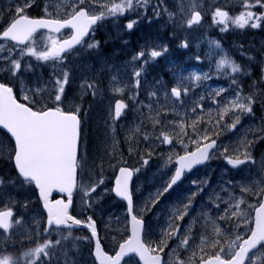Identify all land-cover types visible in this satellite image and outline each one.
Segmentation results:
<instances>
[{"label":"snow or ice","instance_id":"snow-or-ice-1","mask_svg":"<svg viewBox=\"0 0 264 264\" xmlns=\"http://www.w3.org/2000/svg\"><path fill=\"white\" fill-rule=\"evenodd\" d=\"M237 3L242 10L232 16L219 6L204 8L193 0L190 8L182 7L179 20L169 0H64L62 4L53 0H10L7 11L0 10V40L12 45L8 56L0 55V61L6 62L0 67V92L6 105L0 119V132H4L0 139V203L5 205L0 209V264H59L61 255L64 264H80L69 256L65 244L68 237L64 233L71 236L74 229L81 233L75 241L87 248L89 260L84 264H264V224L258 223V216H264V175L251 180L245 176L225 179L219 191L213 190L208 196L207 206H200L199 215L186 220L190 212H197L194 200L209 183L208 178L194 180L197 191L173 207L159 236L150 234L144 220L161 198L197 166L218 160L223 164L222 174L226 175L249 162L256 163L254 149L264 144V48L247 56L243 66L227 57L220 60L217 72L230 68L236 75L228 77L227 88L206 89L202 94L193 93L185 80H212L211 68L207 73L186 77L177 65L170 69L174 77L171 85L162 78L153 84L147 79L150 68L172 49L166 42L146 39L133 50L124 69L131 70V94L127 100L132 102L134 111L145 107L140 99L142 89L147 91V107L152 110L159 101V93L153 90L156 85L173 104L179 102L177 107L181 109L186 103L183 97L196 98L190 111L184 110L182 115L173 108L172 115L178 119H169L168 112L156 110L154 116L148 117L150 131L144 128L143 120L139 126L125 130L130 133L125 136L128 155L136 157L135 164L116 148V125L130 106L124 98L116 99L114 112L108 113L111 122L106 121L104 132L106 141H111L105 155L112 180L103 191H98L105 185L103 162L98 171L95 161L91 166L87 163L85 117L89 113L84 107L86 97H95L102 91L99 73L81 77L77 85L79 100L70 97L75 81L70 59L87 50L102 64L108 63L102 42L96 38L99 26H118L126 21L118 32L123 35L131 34L144 22L161 28L170 25L171 38L180 39L176 47L183 50L189 49L190 43L187 35L180 38L178 31L186 33L193 26H202L207 15L211 16L209 27H217L221 33L228 32L230 25L264 33V0ZM21 17L36 23L31 31L16 38L9 34V29ZM41 30L48 33L47 42L43 48H37L35 36ZM64 30H68L66 36ZM128 43L122 40V44ZM212 43L220 48L219 41ZM4 48L0 44V52ZM191 58L203 63L199 54ZM49 64L52 72L47 80L43 74L35 80L28 76L35 75V66ZM242 77L247 78L246 87H241L245 83ZM116 91L123 93L124 89ZM246 118L251 123H245ZM33 129L53 130L55 143L38 152ZM222 137L230 142L224 143ZM137 141H143L145 149H139ZM165 145L168 151L157 157V170L162 172L163 179L137 206L135 180L150 167L157 149ZM49 152H54V157ZM100 159L103 161L104 157ZM259 172L264 173V154ZM109 197L126 203L123 216L118 218L122 229H114L110 220L98 215L100 205ZM201 218L211 225L210 233L207 227L203 232L195 227ZM30 219H34L35 228L28 225ZM25 225L29 228L24 234L30 246L17 253L14 237Z\"/></svg>","mask_w":264,"mask_h":264},{"label":"rangeland","instance_id":"rangeland-1","mask_svg":"<svg viewBox=\"0 0 264 264\" xmlns=\"http://www.w3.org/2000/svg\"><path fill=\"white\" fill-rule=\"evenodd\" d=\"M217 1L218 0H196V2L204 8H209L212 5L217 6ZM53 2L61 4L64 1L53 0ZM192 2L193 0H169L171 8L177 13L178 20L180 18V15L183 14L182 7L190 8ZM218 2L221 3V7L226 11L231 6H234V4H238L237 0H219ZM3 5L5 6L4 8L2 7ZM8 5V0H0V10L6 12ZM229 14L233 16L237 15L238 13L231 12ZM205 17L207 19L203 21L202 26H193V28L188 29L186 33L183 31H178V36L180 38H183L185 35H187V39L190 43V47L187 50L177 49L176 45L180 42V39L171 38L170 25L168 28H161L155 23L148 24L147 22H144L131 34L125 32L123 33V35H118V32L120 30L119 28H122L123 26L122 22H126L121 21V24L118 26H114L111 23L100 26V33H102L106 37L104 41H107V43H104L102 45L104 49V58L108 60V63L106 65L102 64V60L100 58H97L95 55H91L89 51H87L86 54H84L82 51V53L84 54L82 57L81 54L78 55L81 60L79 61V63H77L78 66H76V69L81 70V72L79 75L76 70L77 74L75 75L73 92L70 93V97L75 96L77 101L79 100V97L77 95V85L81 82V77H93L96 76L97 73H99V79L102 80L101 93L95 97L88 96L89 99L87 101H84L85 110L88 113L91 112V114L85 117V120L88 123V127L86 128L87 163L91 166L93 164V161H95V167L98 171L99 165L103 162L105 171V185H102V188L98 189V191H103L105 187H109L112 180L111 170L108 168V157L105 155L106 143L104 142L105 138L103 135L105 132L106 121L109 123L111 122L110 120H108V113L110 110L114 112V104L116 99L124 98L125 102L129 103L130 105L126 110V114L119 122H117L116 125L121 136L120 140L118 133L116 148L118 151L127 150L122 151L124 158L126 157L128 160L136 161L135 156L129 157L128 155V143L125 142V136L130 133L126 132L125 130L133 129L136 126H139L141 124V121L143 120L144 128L150 131L151 128L148 117L154 116L156 114V110H160L161 112H168L169 119H178L176 116L172 115L173 108H176V111L180 112L182 115L184 110L190 111L192 101L196 98L193 95L183 97L182 99H184L186 103L184 104L183 109H181L177 107L179 102L173 104L172 100L166 98L163 91H160L159 85H156L155 89L153 90L159 93V101L153 104L152 110L150 111L147 107V91L143 89L141 90L140 99L144 101L145 107H143L142 111L140 112L133 110L131 106L132 102L127 100V95L131 94L128 87V85L131 84V70L124 69V62L130 59L133 50L137 49L139 45H142L146 39L166 42L172 49L168 56L155 63L150 68L147 74V79L153 84H155L156 80L162 78L165 83L171 85L174 82V77L173 72L170 71V69H174L177 65L180 66L181 73L186 77L191 73H195L196 75L207 73L211 68V74L213 75L212 80H204L199 82L195 80H185V85L188 86L193 93L198 94L204 93L206 89H215L217 87H221L219 84L221 78L228 79L229 76L236 75L234 73H231L230 68H221L219 72H217L216 65L219 63V61L224 59L225 57L229 59L231 54L227 51L222 50V47H224L225 43L220 36L221 32L219 31V29L214 26L209 27V25L211 24V16L207 15ZM229 30L231 31V33L236 32L239 34L244 31V29H238L234 25H230ZM225 34L226 33H224V36ZM255 34L264 33L255 30ZM122 40L129 41L128 46H125L123 49L121 48L123 47L121 42ZM212 41H219L220 48H217L215 44L212 43ZM259 46L260 48H264V37L260 39ZM202 47L205 48L206 54L202 57L203 63H197L195 59L191 58L193 57L194 53H190V50H196ZM178 55H181L182 57H177ZM183 59L184 61L186 60L188 62H192V68L190 70H186L185 67H183ZM231 60L243 66V63L237 62L235 58H231ZM29 75L30 74L28 73V76ZM45 76L46 74L43 73L44 78ZM117 88H123L124 92H117ZM155 99L156 98L154 97L153 100L155 101ZM257 110L259 111L258 105ZM245 123H251V121L246 118ZM259 123L260 120L258 116L255 119V124L258 125ZM142 134L143 133H141V135ZM229 142L230 141L228 139L224 141V143L226 144ZM108 144L110 145L111 143ZM136 146L141 150L145 149L146 147L143 141H137ZM158 149H161L163 152L168 151V147L166 145L161 146ZM255 150L256 149H254V152ZM107 151L111 153V148L107 147ZM156 154L157 156H159V151H157ZM261 156L257 158L255 164L246 166L239 171L233 170L226 175H221L222 169L218 170L217 168H207L208 170L202 173V169L195 172L172 193H166L164 197L161 198L160 202L156 204V206L152 208L150 212L147 213L151 216L150 220L147 222L150 234L153 237L159 236L161 228L166 227L167 221L170 218V213L174 210L173 207L179 203H182L186 198L190 196L191 193L197 191L195 187L197 185H194L192 183L194 180L200 181L204 178H208L209 181L212 182V184L209 186L207 194H203L204 198H202L201 192H199V194L196 196L193 207L197 209V212L195 214L194 212H190L189 217H186V220L189 219L191 215H199L200 206H207L208 196L212 193L213 190L219 191V185L222 184L225 179L232 178L235 180L240 179L241 176H245L248 177L249 180H251L258 176L264 175V173L259 172V162ZM101 157H104L103 161H101ZM131 163H133V161ZM150 169V171L152 172H150L149 174L147 173V175H143L142 177L139 175V177L136 179L135 194L137 195V206L143 204L148 196L152 192H154L155 189L160 185L161 180L163 179L162 172H160L159 176H155V174H153V168ZM236 194L239 195L238 192ZM250 200L252 203H255V198L250 196ZM4 206V204L0 203V209H2ZM100 209L101 210L98 212V215L102 219L104 218L105 220H110V223L114 229H122V222H118V218L123 216L126 209V206L122 203V201L113 197L106 198L100 205ZM33 223L34 219H30L28 221V225H30L31 227ZM28 225L19 228L18 232L20 234L14 237L15 248H20L22 251L30 246L29 239L27 235L24 234L29 230ZM195 227L201 232H203L205 227H207L208 232H211V225H206V222L203 218H201L195 224ZM73 234H75L74 230L72 231L70 239L71 242L75 243V245L72 246L71 251L69 250V256L72 259L78 260L80 264H84V262L89 260L87 248L83 247L81 244L78 245L77 241L72 238ZM65 236L69 239V236L67 234H65ZM68 239L65 241V244H68ZM82 248H85L86 252L82 253ZM59 264H64V261L62 263L59 262Z\"/></svg>","mask_w":264,"mask_h":264},{"label":"water","instance_id":"water-1","mask_svg":"<svg viewBox=\"0 0 264 264\" xmlns=\"http://www.w3.org/2000/svg\"><path fill=\"white\" fill-rule=\"evenodd\" d=\"M21 25H22L21 21H18L10 28V32L12 33L13 31L20 29ZM34 26L35 24L32 25L30 30H32ZM5 110H6V106L4 105V100H3L2 103L0 104V119H3ZM32 134L36 138L37 141L36 149L38 152L42 147L50 148L51 145L55 143V139H56L55 133L51 129H47V130L33 129ZM48 155L50 157H54L55 154L54 152H49ZM258 223L264 224V216H258Z\"/></svg>","mask_w":264,"mask_h":264},{"label":"flooded vegetation","instance_id":"flooded-vegetation-1","mask_svg":"<svg viewBox=\"0 0 264 264\" xmlns=\"http://www.w3.org/2000/svg\"><path fill=\"white\" fill-rule=\"evenodd\" d=\"M67 34H68V31H64V35L66 36ZM44 35L47 37L48 33L45 32V31L38 33V34L35 36V40L39 39L40 37H42V36H44ZM42 63H43V62H42Z\"/></svg>","mask_w":264,"mask_h":264},{"label":"bare ground","instance_id":"bare-ground-1","mask_svg":"<svg viewBox=\"0 0 264 264\" xmlns=\"http://www.w3.org/2000/svg\"><path fill=\"white\" fill-rule=\"evenodd\" d=\"M121 42H122V41H121ZM122 46H128V45H123V44H122ZM114 52H115V51H114ZM110 78H111V77H110ZM121 129H122V128H121ZM121 131H122V130H121ZM65 241H66V240H65Z\"/></svg>","mask_w":264,"mask_h":264}]
</instances>
